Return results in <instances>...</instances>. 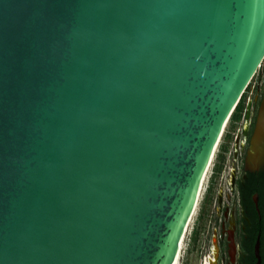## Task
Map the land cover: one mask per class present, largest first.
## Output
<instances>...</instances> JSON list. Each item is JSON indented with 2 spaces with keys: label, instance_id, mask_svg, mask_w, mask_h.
<instances>
[{
  "label": "water",
  "instance_id": "95a60500",
  "mask_svg": "<svg viewBox=\"0 0 264 264\" xmlns=\"http://www.w3.org/2000/svg\"><path fill=\"white\" fill-rule=\"evenodd\" d=\"M263 60L264 0H0V264H180Z\"/></svg>",
  "mask_w": 264,
  "mask_h": 264
},
{
  "label": "flooded vegetation",
  "instance_id": "af4514ba",
  "mask_svg": "<svg viewBox=\"0 0 264 264\" xmlns=\"http://www.w3.org/2000/svg\"><path fill=\"white\" fill-rule=\"evenodd\" d=\"M261 85L240 105V116L228 122L202 205L188 227L180 264H255L257 242L264 264V118L259 121L264 82Z\"/></svg>",
  "mask_w": 264,
  "mask_h": 264
},
{
  "label": "rangeland",
  "instance_id": "374dc122",
  "mask_svg": "<svg viewBox=\"0 0 264 264\" xmlns=\"http://www.w3.org/2000/svg\"><path fill=\"white\" fill-rule=\"evenodd\" d=\"M262 82H264V60H263V62L261 64V66L258 68V70L255 73V75L253 76V78L251 79L248 87L245 89V92L243 93L242 99H241V102H240L241 105L244 103V101L246 100V98H248V96H250L252 93H256L257 92V89H258L259 86H260V88L263 86V85H261ZM259 91L261 92L262 90H259ZM232 119L233 118L228 119L229 122H231ZM229 128H230V126H229L228 121H227V125H226V127L224 129V132L222 134L221 140H220V142H219V144L217 146V149L218 150L216 149V152H215L214 158L212 160L211 166L209 168L207 177H206V179L204 181V184H203V187H202V191H201V194L199 196V200H198V203L196 205L195 212H194L193 217H192V221H191V223L189 225L190 228L192 227L193 221H194V219H195V217H196V215H197V213H198V211L200 209V206L202 205L203 195H204L205 187H206V185L208 183L209 175L211 173L212 168L214 167V164L217 162V160L219 158L218 156L221 153L220 152V147H221L222 141H224L225 134L227 133V130ZM187 241L188 240H187V237H186L184 249L186 247ZM182 254H183V252H182Z\"/></svg>",
  "mask_w": 264,
  "mask_h": 264
},
{
  "label": "bare ground",
  "instance_id": "6f19581e",
  "mask_svg": "<svg viewBox=\"0 0 264 264\" xmlns=\"http://www.w3.org/2000/svg\"><path fill=\"white\" fill-rule=\"evenodd\" d=\"M228 119H230V118H228ZM228 119H227V121L229 122ZM227 121H226V123H225V125H224V128H223V130H222V133H221V135H220V137H219V139H218V141H217V143H216V145H215V147H214V150H213V153H212V156H211L210 162H209L208 167H207V169H206V171H205V173H204V175H203V178H202V181H201V184H200V189H199V192H198V197H197V200H196V203H195V206H194L193 214H194V212H195L196 205H197V203H198L199 196H200V194H201V191H202V187H203L204 181H205V179H206V177H207V174H208L209 168H210L211 163H212V160H213V158H214V155H215V152H216L217 146H218V144H219V142H220V140H221L222 134H223L224 129H225L226 125H227ZM259 121H261V117L259 118ZM258 133H259V132H258ZM258 148H259V147H258ZM193 214H192V217H193ZM191 220H192V218H191ZM190 223H191V221H190Z\"/></svg>",
  "mask_w": 264,
  "mask_h": 264
},
{
  "label": "trees",
  "instance_id": "16d2710c",
  "mask_svg": "<svg viewBox=\"0 0 264 264\" xmlns=\"http://www.w3.org/2000/svg\"><path fill=\"white\" fill-rule=\"evenodd\" d=\"M241 99H242V97H241ZM241 99H240L239 103L236 105V107H235L234 111L232 112L230 118H237V117L240 116L239 108H240V105H241L240 104Z\"/></svg>",
  "mask_w": 264,
  "mask_h": 264
},
{
  "label": "built area",
  "instance_id": "2783aa9c",
  "mask_svg": "<svg viewBox=\"0 0 264 264\" xmlns=\"http://www.w3.org/2000/svg\"><path fill=\"white\" fill-rule=\"evenodd\" d=\"M230 118V117H229ZM218 150V149H217Z\"/></svg>",
  "mask_w": 264,
  "mask_h": 264
}]
</instances>
